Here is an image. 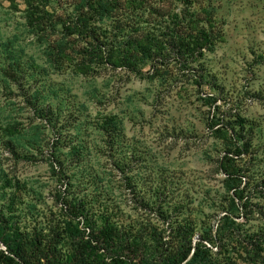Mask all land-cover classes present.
<instances>
[{"label": "rangeland", "instance_id": "rangeland-1", "mask_svg": "<svg viewBox=\"0 0 264 264\" xmlns=\"http://www.w3.org/2000/svg\"><path fill=\"white\" fill-rule=\"evenodd\" d=\"M2 216L264 264V0H0Z\"/></svg>", "mask_w": 264, "mask_h": 264}, {"label": "trees", "instance_id": "trees-1", "mask_svg": "<svg viewBox=\"0 0 264 264\" xmlns=\"http://www.w3.org/2000/svg\"><path fill=\"white\" fill-rule=\"evenodd\" d=\"M237 140L242 141L240 137ZM247 147V141L242 143L241 154L246 152ZM13 208V201H11L9 209L13 210ZM1 223L0 243L4 244L7 249L0 251V264H115L120 261L117 252L120 247L116 246L111 235L114 228L105 221L98 227L93 225L90 228L91 234L88 239L84 238V231L76 228H64L68 231L63 236L56 230L53 235L44 237L37 231L34 234L21 231L19 222L14 221L13 217L2 216ZM10 237L14 238L11 244L8 243ZM182 239L184 243L179 246L174 255L167 254L164 250L160 252L157 259H160V262L163 261L162 264H181L186 261L192 250L190 240L186 239V231L182 234ZM130 241H135V244L129 243ZM252 242L258 245V248L261 247V242L258 240ZM123 243L125 244L123 248L132 254L139 251L136 238L131 240L128 236ZM63 246H69L70 252L63 254V251L59 249ZM137 258H139L138 264H152L147 256L140 255ZM196 258L197 254L193 261Z\"/></svg>", "mask_w": 264, "mask_h": 264}]
</instances>
